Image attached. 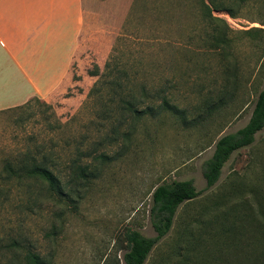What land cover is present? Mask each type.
Segmentation results:
<instances>
[{
	"label": "rangeland",
	"instance_id": "obj_1",
	"mask_svg": "<svg viewBox=\"0 0 264 264\" xmlns=\"http://www.w3.org/2000/svg\"><path fill=\"white\" fill-rule=\"evenodd\" d=\"M216 2L209 18L200 0H81L61 87L0 110V264H33L27 251L40 264H125L126 232L156 235L152 192L174 180L201 193L182 203L145 264H256L264 127L214 186L203 169L264 86V0ZM41 155L54 189L23 175Z\"/></svg>",
	"mask_w": 264,
	"mask_h": 264
},
{
	"label": "crops",
	"instance_id": "obj_2",
	"mask_svg": "<svg viewBox=\"0 0 264 264\" xmlns=\"http://www.w3.org/2000/svg\"><path fill=\"white\" fill-rule=\"evenodd\" d=\"M79 14L81 0L0 1V110L61 87L78 41Z\"/></svg>",
	"mask_w": 264,
	"mask_h": 264
},
{
	"label": "trees",
	"instance_id": "obj_3",
	"mask_svg": "<svg viewBox=\"0 0 264 264\" xmlns=\"http://www.w3.org/2000/svg\"><path fill=\"white\" fill-rule=\"evenodd\" d=\"M200 3L205 11V16H208L209 18L212 17L211 7L216 10L223 7L219 5L216 0H209V5L206 4L204 0H200ZM215 39H217L216 43L218 44H222L225 40L221 37ZM263 127L264 86L258 91L247 123L236 132L226 133L215 141L213 153L211 157L205 161L203 169V177L207 186L206 188L214 186L219 180L222 168L232 152L250 145L255 139V134ZM52 166L53 165L49 162L47 156H32L27 167L22 171L24 173L23 175L34 178L38 181L46 182L54 189L57 186L58 179L54 169L51 168ZM77 169L80 172L81 177L85 178L88 166L86 164H79ZM200 193L201 191L196 189L191 180H174L171 183L157 185L152 192V207L150 213V220L156 235L154 237H148L138 230L127 231L125 238L129 247L123 254L125 264H145L154 245L169 232L173 224L174 216L182 203L197 197ZM9 246L20 248V244L17 240H12ZM24 258L33 264L41 263L38 255L31 253L30 251L24 252ZM263 258L264 252L260 253L256 258V264H264V262L259 261Z\"/></svg>",
	"mask_w": 264,
	"mask_h": 264
}]
</instances>
